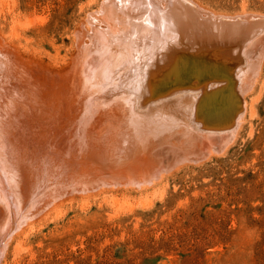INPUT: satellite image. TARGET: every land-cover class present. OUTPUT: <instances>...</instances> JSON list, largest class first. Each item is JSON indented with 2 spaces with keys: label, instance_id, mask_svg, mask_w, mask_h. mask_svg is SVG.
I'll list each match as a JSON object with an SVG mask.
<instances>
[{
  "label": "bare ground",
  "instance_id": "bare-ground-1",
  "mask_svg": "<svg viewBox=\"0 0 264 264\" xmlns=\"http://www.w3.org/2000/svg\"><path fill=\"white\" fill-rule=\"evenodd\" d=\"M95 12L85 20L90 33L77 32L89 42L78 36L79 56L57 73L47 63L49 79L0 32V259L24 222L57 213L66 199L97 195L103 181L146 189L182 163L223 151L242 121L244 94L264 56V14L217 15L195 0H105ZM211 44L218 48L198 71L176 70L181 51ZM70 64L77 82L69 89ZM69 94L78 101L77 119L66 132L59 120ZM39 129L59 148L73 132L84 148L72 151L74 159L53 151L56 157L34 168L29 151L42 155L49 145L33 142Z\"/></svg>",
  "mask_w": 264,
  "mask_h": 264
},
{
  "label": "rangeland",
  "instance_id": "rangeland-1",
  "mask_svg": "<svg viewBox=\"0 0 264 264\" xmlns=\"http://www.w3.org/2000/svg\"><path fill=\"white\" fill-rule=\"evenodd\" d=\"M104 2L0 0V32L12 38L23 58L39 64V75L49 79L48 67L57 73L79 56L75 40L81 36L89 42V38L77 32L90 33L92 26L86 21ZM195 2L222 16L264 14V0ZM71 64L64 70L70 75L68 88L77 82ZM258 73L253 87L244 94L246 109L236 136L223 151L182 163L143 190L112 189L103 181L95 196L66 199L50 217L38 215L32 223L24 222L25 233L13 231L0 264H264V56ZM70 97L66 116L59 120L66 122L62 129L66 132L77 119L72 109L78 101ZM40 131L33 142L46 139L49 143L47 136L40 138ZM69 133L62 148L54 140L43 145L42 155L29 151V164L41 166L47 156L60 157L63 149L64 153L81 151L82 143Z\"/></svg>",
  "mask_w": 264,
  "mask_h": 264
},
{
  "label": "water",
  "instance_id": "water-1",
  "mask_svg": "<svg viewBox=\"0 0 264 264\" xmlns=\"http://www.w3.org/2000/svg\"><path fill=\"white\" fill-rule=\"evenodd\" d=\"M213 45L214 44H211L208 47H201V48H199V50L191 51V53L181 51L180 53H183V57H181V58L179 57V60L177 59L178 69H176L177 68L176 66H175V69L177 71H182L184 69V67H186L188 69V71H191V70L198 71L199 61H203L204 56L211 55L218 48V46L215 47V45L214 46ZM191 57L194 58V61H190ZM198 57H199V60L197 59ZM184 62H186V63L183 64Z\"/></svg>",
  "mask_w": 264,
  "mask_h": 264
}]
</instances>
